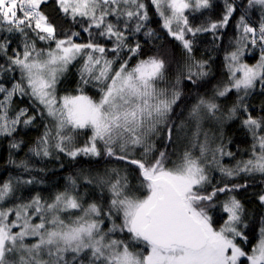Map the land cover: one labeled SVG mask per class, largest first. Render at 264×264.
Segmentation results:
<instances>
[{"label": "snow or ice", "instance_id": "obj_1", "mask_svg": "<svg viewBox=\"0 0 264 264\" xmlns=\"http://www.w3.org/2000/svg\"><path fill=\"white\" fill-rule=\"evenodd\" d=\"M48 3L0 0V57L6 60L0 64V79L5 73L18 70L20 74L11 88L0 84V136H12L18 126L28 127L36 120L26 108L9 115L13 98L27 96L41 117L46 114L50 118L33 150L35 155L47 157L50 148L73 160L103 155L134 167L139 189H131L127 175L112 169L103 176L83 178L86 185L107 186L111 193L107 209L86 203L76 190L75 180L70 190L55 194L50 202L37 195L28 202L0 207V264H264V228L250 252L238 243H247L248 238L241 228L244 207L234 193L248 185L220 186L210 177V166L216 165L229 181L258 175L264 183V115L253 116L245 103L257 84L264 91V0H247L249 9L260 10V22L258 26L248 23L247 11L240 16L235 50L225 57L228 81L216 89L213 98H200L190 113L197 121L194 141L199 138L202 114L216 122L240 120L252 137V145L250 157L237 162L235 168L220 163L223 157L234 155L223 140L212 149L207 134L202 143H193L199 147V156L185 150L169 166L166 149L175 142L178 131L170 116L181 93L173 89L169 95L166 88L159 87L167 70L160 56L129 65L140 52V45L129 46L125 31L129 22L136 20L135 31L139 32L142 21L148 19L142 0H54L58 14L88 33L90 39L83 43L77 42L80 31L58 35L56 24L44 10ZM151 4L163 28L181 43L189 57L193 41L186 38L187 34L194 37L198 32L224 27L236 11L225 0L222 21L194 28L186 10L207 8L209 0H151ZM109 17L124 20V30ZM93 35L113 40L114 46L106 48L91 39ZM14 36L20 37L22 50L11 48ZM37 41L49 47H38ZM257 47L259 59L250 65L243 58L251 54L249 48ZM125 50L129 55L121 58ZM108 52L114 57L108 58ZM78 59L82 61L78 94L58 97L57 85ZM187 67V79L192 83H196L193 77L208 74L204 62L194 61ZM88 85L96 88L99 99L85 94L84 86ZM233 90L238 98L226 110L227 116L221 117L216 98L227 97ZM81 135L86 136L82 145L77 143ZM161 138L165 150L157 149L156 141ZM11 147L18 149L19 144L12 143ZM140 189L146 194L136 195ZM14 191L11 181L0 185V205ZM258 199L264 204V192ZM218 203L225 214L219 228L209 214Z\"/></svg>", "mask_w": 264, "mask_h": 264}, {"label": "trees", "instance_id": "obj_2", "mask_svg": "<svg viewBox=\"0 0 264 264\" xmlns=\"http://www.w3.org/2000/svg\"><path fill=\"white\" fill-rule=\"evenodd\" d=\"M142 2L146 5L148 19L142 21L143 27L139 32L135 31L136 20L129 22V27L125 31L126 43L129 46L140 45V52L132 57L129 65H134L139 59H147L149 56H160L166 61L167 70L165 81L160 82L159 87L166 88L169 95L173 89L181 93L180 100L173 107L170 116L178 131L174 135L175 142L166 149L170 156L169 166H171L172 161H177L185 150H191L194 156H199V147H193V143H202L205 134H207L209 147L212 149L223 140V143L227 145V149L234 155L223 157L220 163L226 168H235L237 162L250 157L252 145V137L242 127L240 120L223 119L222 122H216L202 114L203 118L199 121V138L198 141H194V135L198 131L197 121L190 116V113L200 98H213L216 89L228 81L229 72L225 57L235 50V42L240 34L236 25L240 16L247 11L246 21L258 26L261 17L260 10L258 8L249 9L247 0H227L236 8L227 25L218 27L215 31L198 32L194 37L190 33L187 34L186 38L193 41V51L191 57H189L181 43L170 36L167 30L163 28V21L156 12L155 6L151 4V0H142ZM209 5V7L199 10H186L185 15L188 17L190 26L199 28L222 21L226 11L225 0H209ZM44 10L56 24L58 35L62 36L69 31H80L81 36L77 38V42L83 43L90 39L88 33L83 32L79 25L73 24L57 13L54 0H49L48 5L44 6ZM109 19L116 23L121 30H124V20H117L115 17H109ZM149 31L152 32L151 36L147 35ZM91 39L106 48L114 46L113 40L104 37L93 35ZM37 46L45 49L49 47L48 44L41 41H37ZM11 48L22 50L19 36L13 37ZM249 52L251 54L246 55L243 59L251 65L259 59L260 49L249 48ZM107 55L111 59L115 54L108 52ZM120 55L121 58H126L129 53L125 50ZM194 61L204 62L205 70L208 73L202 78L193 77L196 83H192L187 79V65ZM119 62L117 61V65ZM5 63L6 60L0 57V64ZM81 64L82 61L78 59L69 65L68 71L64 73L57 85L58 97L78 94L77 86L80 82ZM193 70L195 71V69ZM19 79L18 70L15 73H5L4 78L0 79V84L11 88L12 84ZM84 92L94 99H99V93L91 85L84 86ZM237 98L238 93L235 90L229 93L227 97H217L216 102L221 105L218 115L226 117V110L232 107ZM0 99H2V94H0ZM245 103L249 105V110L253 116L264 115V112L261 111L264 107V91H262L259 84H257L251 95L246 97ZM21 108L28 109L29 114H35L37 118L28 127L18 126L17 131L12 136H0V185L11 181L15 186L13 195L0 207L28 202L37 195L50 202L55 194L70 190L72 188L71 181L75 180L76 190L84 196L86 203H98L107 209L111 199V193L108 191L107 186L95 183L86 185L83 178L85 176H103L106 172H111L112 169L120 170L121 175H127L131 189H139L138 171L134 167L103 155L98 158L80 156L73 160L64 153H58L54 148L49 149L51 154L47 157L35 155L33 150L43 136L45 126L49 124L50 118L46 114L41 117L27 96L13 98L9 115L14 116L16 111ZM85 140L86 136L84 135L77 137V143L80 145ZM12 143H18L19 148L11 147ZM156 144L158 150H165L162 138L157 140ZM208 158L211 159V153L208 154ZM210 177L213 184L220 186L223 183H246L248 185L246 189H241L234 194L243 204V225H247V227L241 225V228L247 236L248 242L239 241V243L245 250L250 252L260 237L261 228H264V204H261L258 199V196L264 192V183L261 182L258 175L255 177L239 176L235 180L229 181L221 175L216 165L210 166ZM18 180H31L32 183H18ZM144 194L146 193L143 189L136 192L138 196ZM221 199H223V195ZM209 214L213 217L214 226L219 228L223 223V218H225V214L219 208V203L217 207L209 210ZM12 218L14 217H10V219ZM117 222L119 223V220ZM105 223L108 227L111 226L108 221ZM116 235L121 234L117 233ZM25 242L28 243L29 241L26 240Z\"/></svg>", "mask_w": 264, "mask_h": 264}, {"label": "rangeland", "instance_id": "obj_3", "mask_svg": "<svg viewBox=\"0 0 264 264\" xmlns=\"http://www.w3.org/2000/svg\"><path fill=\"white\" fill-rule=\"evenodd\" d=\"M256 49H260L259 47H257ZM261 234V233H260ZM258 242V241H257ZM238 243H239V241H238Z\"/></svg>", "mask_w": 264, "mask_h": 264}]
</instances>
